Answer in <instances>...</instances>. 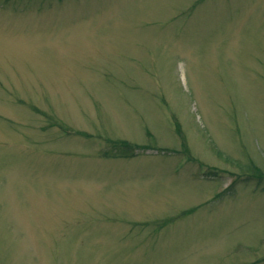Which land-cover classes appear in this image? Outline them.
I'll return each instance as SVG.
<instances>
[{
    "label": "rangeland",
    "instance_id": "1",
    "mask_svg": "<svg viewBox=\"0 0 264 264\" xmlns=\"http://www.w3.org/2000/svg\"><path fill=\"white\" fill-rule=\"evenodd\" d=\"M0 264H264V0H0Z\"/></svg>",
    "mask_w": 264,
    "mask_h": 264
}]
</instances>
